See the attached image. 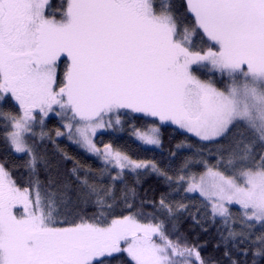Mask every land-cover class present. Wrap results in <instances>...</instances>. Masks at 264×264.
Returning <instances> with one entry per match:
<instances>
[{"label": "snow or ice", "instance_id": "1", "mask_svg": "<svg viewBox=\"0 0 264 264\" xmlns=\"http://www.w3.org/2000/svg\"><path fill=\"white\" fill-rule=\"evenodd\" d=\"M0 264H264V0H0Z\"/></svg>", "mask_w": 264, "mask_h": 264}, {"label": "trees", "instance_id": "2", "mask_svg": "<svg viewBox=\"0 0 264 264\" xmlns=\"http://www.w3.org/2000/svg\"><path fill=\"white\" fill-rule=\"evenodd\" d=\"M54 3H55V0H54ZM165 143H166V146H167V139H166ZM65 147H68V149H69L70 152H75L76 154L79 155V150L78 149H75L74 146L65 144ZM81 158H83V157H81ZM88 162L91 163V160H89Z\"/></svg>", "mask_w": 264, "mask_h": 264}]
</instances>
